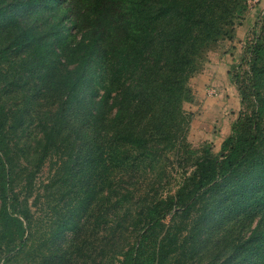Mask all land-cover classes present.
<instances>
[{"label":"trees","instance_id":"1","mask_svg":"<svg viewBox=\"0 0 264 264\" xmlns=\"http://www.w3.org/2000/svg\"><path fill=\"white\" fill-rule=\"evenodd\" d=\"M246 9L0 0V264H264V11L248 68L231 76L249 111L218 152L195 156L182 107ZM49 159L64 208L35 246L28 199Z\"/></svg>","mask_w":264,"mask_h":264},{"label":"rangeland","instance_id":"2","mask_svg":"<svg viewBox=\"0 0 264 264\" xmlns=\"http://www.w3.org/2000/svg\"><path fill=\"white\" fill-rule=\"evenodd\" d=\"M264 11V0H247L245 13L236 21L234 35L230 39L220 40L213 48L208 50L197 71L189 79V87L192 91V98L183 103V110L188 118L186 141L195 156L202 154L207 146L212 153L219 151L220 143L230 132L233 122L238 118L240 112L246 109V103H241V96L236 85L231 79L235 72H242L248 68L246 63L247 50L252 45L254 35L258 31L259 18ZM32 130L30 136L24 135L28 141L27 146H32L40 137V134ZM22 142V141H20ZM19 146V145H18ZM24 147V148H26ZM25 151V150H24ZM35 158V155H34ZM54 159L44 162L35 176V189L39 192L35 203L34 196L28 199V204L34 212V220L37 228L33 231L34 245L42 243L44 233L48 225L59 217L63 210V201H59L58 194H53L47 184L53 178L56 165ZM26 162L23 160L22 166ZM172 172L166 190L178 181V176ZM23 173L17 178H21ZM22 182H18L16 190H19ZM57 186V185H56ZM63 207V208H62ZM40 262L21 259L12 264H39Z\"/></svg>","mask_w":264,"mask_h":264}]
</instances>
